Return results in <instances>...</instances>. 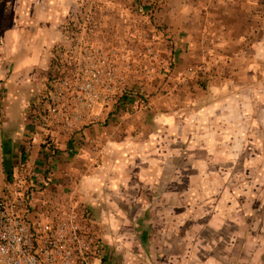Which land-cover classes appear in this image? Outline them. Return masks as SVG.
Listing matches in <instances>:
<instances>
[{
  "label": "crops",
  "instance_id": "crops-1",
  "mask_svg": "<svg viewBox=\"0 0 264 264\" xmlns=\"http://www.w3.org/2000/svg\"><path fill=\"white\" fill-rule=\"evenodd\" d=\"M77 1L0 0V187L27 174L31 215L76 196L105 264H264V0H144L167 78L131 80L146 108L48 145L31 109ZM119 2L123 30L142 1Z\"/></svg>",
  "mask_w": 264,
  "mask_h": 264
},
{
  "label": "built area",
  "instance_id": "built-area-1",
  "mask_svg": "<svg viewBox=\"0 0 264 264\" xmlns=\"http://www.w3.org/2000/svg\"><path fill=\"white\" fill-rule=\"evenodd\" d=\"M102 0H82L80 12L62 27L48 69V85L31 109L30 122L53 135L71 137L104 116L124 108L131 115L149 104L145 93L117 78V60L95 40L101 31ZM154 4L144 16L150 20ZM28 175L0 187V264H105L104 243L91 225V213L69 194L62 204L31 215ZM31 212V213H30Z\"/></svg>",
  "mask_w": 264,
  "mask_h": 264
},
{
  "label": "rangeland",
  "instance_id": "rangeland-1",
  "mask_svg": "<svg viewBox=\"0 0 264 264\" xmlns=\"http://www.w3.org/2000/svg\"><path fill=\"white\" fill-rule=\"evenodd\" d=\"M141 1L142 4L140 5L138 13H135L133 10L134 8L132 7L127 8L128 14H125V26L122 30L121 27L118 26L119 24L117 25V20L113 19V17L109 18L108 16H106V14H110L111 11H115L116 8H118L119 10V7H123V9H125L126 6L119 5L118 3H121L119 2V0H102L100 4L102 8L101 14L103 15L100 21V25L98 26L99 28H101V31L96 34L95 40L97 43L103 45V47L107 50V54L109 56L113 58L115 57V59L117 60V78L166 79V73L170 69L169 66L171 63V57L169 56V62L167 60L164 63L162 60H166L167 55H171L172 53L166 51V49L163 48L159 42L153 43L151 41L152 37L147 32L146 26V23L150 20L147 19L143 14L147 12V7H149L150 4H147L148 2L143 3L146 2L144 0ZM77 2L78 12L76 14L80 12L79 6L81 5L82 0H78ZM158 5L159 3L154 5V11L159 8ZM67 23H65L64 25H67ZM136 28H139L140 31L137 35H135ZM154 29L156 30L159 28L158 26H154ZM154 39H156V37ZM162 39H165L163 35L161 36L160 41L168 43L166 41L167 39H165V41H163ZM262 139H264V137ZM262 156L264 157V147L262 148ZM262 170L264 171L263 158ZM262 221H264V179L262 180ZM263 234L264 227H262V235Z\"/></svg>",
  "mask_w": 264,
  "mask_h": 264
},
{
  "label": "trees",
  "instance_id": "trees-1",
  "mask_svg": "<svg viewBox=\"0 0 264 264\" xmlns=\"http://www.w3.org/2000/svg\"><path fill=\"white\" fill-rule=\"evenodd\" d=\"M24 159H25V158H24V157H22V159H21V160L23 161Z\"/></svg>",
  "mask_w": 264,
  "mask_h": 264
}]
</instances>
